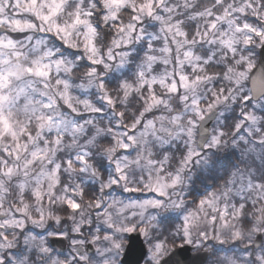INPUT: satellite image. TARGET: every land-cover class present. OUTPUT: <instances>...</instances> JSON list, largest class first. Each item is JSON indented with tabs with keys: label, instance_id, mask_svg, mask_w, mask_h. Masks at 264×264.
Masks as SVG:
<instances>
[{
	"label": "snow or ice",
	"instance_id": "1",
	"mask_svg": "<svg viewBox=\"0 0 264 264\" xmlns=\"http://www.w3.org/2000/svg\"><path fill=\"white\" fill-rule=\"evenodd\" d=\"M257 48L264 0H0V264H264V165L189 199L264 149Z\"/></svg>",
	"mask_w": 264,
	"mask_h": 264
},
{
	"label": "trees",
	"instance_id": "2",
	"mask_svg": "<svg viewBox=\"0 0 264 264\" xmlns=\"http://www.w3.org/2000/svg\"><path fill=\"white\" fill-rule=\"evenodd\" d=\"M140 46H137L139 49ZM76 50H70L67 53L71 56ZM257 53V49H256ZM258 56L256 55V59ZM128 71L110 73L106 77V81L114 85L117 79L127 78L133 75L134 68L128 67ZM248 83V81H246ZM230 115V113H226ZM219 123V122H218ZM210 163L195 165L191 172L189 181V199L202 197L206 192L211 191L213 187L223 182L227 173L236 167L244 164L248 165H264V149L258 145H253L246 150H241L234 147H228L222 150L212 149L207 153ZM251 154V158L249 156ZM109 164L104 163V168L109 171Z\"/></svg>",
	"mask_w": 264,
	"mask_h": 264
},
{
	"label": "water",
	"instance_id": "3",
	"mask_svg": "<svg viewBox=\"0 0 264 264\" xmlns=\"http://www.w3.org/2000/svg\"><path fill=\"white\" fill-rule=\"evenodd\" d=\"M257 68L254 70V73H258L260 71H264V48H260L259 50V60L257 63ZM252 84H251V80H249V87L251 88ZM218 114V113H217ZM217 114H210L209 118H207L204 122H203V129L207 130V132L211 131L212 125L217 117ZM206 133L202 132V137H201V143H205V136ZM145 253H147V247L144 248Z\"/></svg>",
	"mask_w": 264,
	"mask_h": 264
},
{
	"label": "rangeland",
	"instance_id": "4",
	"mask_svg": "<svg viewBox=\"0 0 264 264\" xmlns=\"http://www.w3.org/2000/svg\"><path fill=\"white\" fill-rule=\"evenodd\" d=\"M258 51H259V48H257V56H258ZM257 60H258V58H257ZM128 67L127 68H124V69H121V70H118V71H116V72H119V73H121V72H124V71H128ZM133 74H134V71H133ZM243 88H244V90L247 92V90H249L250 88H249V82L247 83V82H244V84H243ZM219 117V114L217 115V118H216V121H215V123H214V126L215 125H217L218 124V122L220 123V122H222V120L221 119H219L218 118ZM213 126V127H214ZM242 134H243V132H242ZM212 150V149H211ZM206 153H208V152H210V150H208V149H205L204 150ZM111 171V166H109V171L108 172H110Z\"/></svg>",
	"mask_w": 264,
	"mask_h": 264
}]
</instances>
